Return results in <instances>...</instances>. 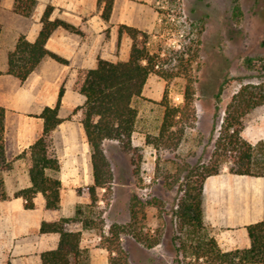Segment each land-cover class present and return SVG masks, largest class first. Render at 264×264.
<instances>
[{
    "label": "trees",
    "instance_id": "obj_1",
    "mask_svg": "<svg viewBox=\"0 0 264 264\" xmlns=\"http://www.w3.org/2000/svg\"><path fill=\"white\" fill-rule=\"evenodd\" d=\"M99 1L105 3L103 17L109 19L115 0ZM37 2L14 0L13 8L24 16H31ZM53 11V5L46 7L35 40H29L25 34L19 36L15 48L8 55L9 74L25 81L46 56L68 62L66 58L51 51L47 42L60 26L78 33H82V30L64 19L52 18ZM2 30L3 24L0 22V35ZM119 32L120 38L127 32L133 40L128 59L114 61L99 56L98 65L80 70L74 84V88L86 96L85 104L77 107L75 113L80 112L91 146L95 184L89 187L91 202L78 205L73 216L43 221L42 232L60 234L58 246L43 252V264H91L88 250L82 246L83 230L74 229L72 225L81 222L83 229L97 227L94 207L102 200L99 191L103 188L109 191L114 181L112 164L104 142L106 139L118 140L123 149L134 153V163L139 167L144 149L133 144V133L139 118V108L135 101L143 96L151 74H157L169 82L180 73L175 74L163 68L168 60L151 49L146 31L122 24ZM64 92L65 86H62L57 103L43 109L40 114L44 118L42 136L19 156L27 160L32 185L19 190L16 195L23 196L26 207L30 209L36 207L35 197L39 192L45 196L47 209L58 210L61 207L62 181L50 172H58L61 168L60 158L54 149L53 134L63 121L59 110ZM168 98L169 89L166 88L163 97L165 116L160 133L155 137L147 136V143L158 149L162 146L176 148L182 139L184 128L180 125L188 117L195 98L192 77L188 78L185 104H173ZM216 98L220 100L221 93H217ZM262 104L264 84H247L242 87L227 110L221 136L216 141L213 162L203 169L198 168L195 173L191 174L193 168L188 172L185 178L186 191L179 199V206L174 209L178 227L172 240L179 255L183 254V258L178 260L180 264H264V219L248 225L251 247L224 250L205 223L203 208L205 180L219 173L224 162L230 163V170L234 173L264 176V140L254 144L243 135L247 115ZM5 120L6 107L0 104V201L8 197L4 171L12 166L6 154ZM115 233L119 235V231ZM149 245L153 246L154 243ZM107 247L111 251L108 264H131L129 253L120 242Z\"/></svg>",
    "mask_w": 264,
    "mask_h": 264
},
{
    "label": "crops",
    "instance_id": "obj_2",
    "mask_svg": "<svg viewBox=\"0 0 264 264\" xmlns=\"http://www.w3.org/2000/svg\"><path fill=\"white\" fill-rule=\"evenodd\" d=\"M37 1L31 20L26 19L30 16L19 13L20 16L12 15L11 24H3L0 35V104L6 107V154L12 162L4 171L8 197L0 201V264H43V252L55 249L60 241L59 233L42 232L43 221L73 216L78 205L91 202L89 187L95 184L92 151L80 112L75 113L77 107L85 104L86 96L74 88L75 81L80 70L98 65L100 54L106 57L105 45L118 46L120 40L123 44L129 39L127 32L120 38L122 24L146 30L158 18V12L149 2L137 0H115L109 19L103 17L105 3L99 0ZM50 4L54 6L52 18L64 19L82 33L58 27L47 47L68 62L46 56L22 81L7 72L9 52L21 34L31 41L36 39L42 26L41 17ZM152 76L143 96L160 102L166 82L161 81L159 91L151 92L152 81L158 82ZM64 85L59 110L63 121L53 134L61 168L50 172L62 181L61 207L47 209L45 196L39 192L35 197L36 207L30 209L26 207V199L16 195L32 185L27 160L19 156L42 136L44 118L40 114L46 106L57 103ZM243 135L254 144L264 140V119L249 128L245 126ZM107 141L119 143L106 139L105 145ZM133 144L146 145V132L136 128ZM203 208L205 223L224 250L251 247L248 225L264 219V176L238 174L228 168L208 176L204 183ZM72 228L83 230L82 246L88 250L91 264L110 262L109 248L96 242L100 235L91 233L93 229H83L81 222Z\"/></svg>",
    "mask_w": 264,
    "mask_h": 264
},
{
    "label": "rangeland",
    "instance_id": "obj_3",
    "mask_svg": "<svg viewBox=\"0 0 264 264\" xmlns=\"http://www.w3.org/2000/svg\"><path fill=\"white\" fill-rule=\"evenodd\" d=\"M137 1L149 2L158 12L156 22L144 30L150 37L148 45L168 60L165 70L180 72L169 82L153 74L158 82L152 81L150 91H159V83L166 82L164 93L168 88L169 101L183 105L188 78L192 77L195 98L180 125L184 132L178 147L160 149L148 144L147 136L160 133L164 94L160 102L153 97L136 99L140 113L136 128L146 132L147 144L138 145L144 149L143 160L137 167L133 152L123 149L120 142L107 141L114 181L109 191H99L102 200L94 207L97 227L91 233L100 235L96 240L99 245L120 242L131 264H180L183 254L179 255L172 238L178 227L174 209L186 191L185 178L190 169L192 174L213 162L221 126L236 94L247 84H264V0ZM13 4L12 0L0 1L2 24L8 26L12 15L20 16ZM126 34L129 39L125 43L120 40L118 46L105 45L107 59L128 58L133 40ZM217 93H221L220 100ZM263 119L264 104L247 115L245 126ZM224 168L230 169V163L224 162L221 171Z\"/></svg>",
    "mask_w": 264,
    "mask_h": 264
}]
</instances>
